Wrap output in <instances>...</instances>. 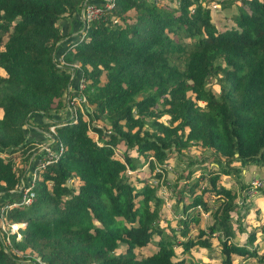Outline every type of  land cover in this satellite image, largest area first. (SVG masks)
<instances>
[{"label":"trees","instance_id":"1","mask_svg":"<svg viewBox=\"0 0 264 264\" xmlns=\"http://www.w3.org/2000/svg\"><path fill=\"white\" fill-rule=\"evenodd\" d=\"M84 1L103 2L0 0V223L18 225L0 264H264L259 187L240 175L264 169V0H110L82 27ZM215 4L235 9L221 26ZM79 76L82 111L59 118ZM50 126L54 160L29 165ZM169 159L184 168L150 182Z\"/></svg>","mask_w":264,"mask_h":264},{"label":"rangeland","instance_id":"2","mask_svg":"<svg viewBox=\"0 0 264 264\" xmlns=\"http://www.w3.org/2000/svg\"><path fill=\"white\" fill-rule=\"evenodd\" d=\"M210 11H211V16H212V21L217 26H221L224 23L223 17H228L229 15H231L235 11V9H234V6H231V7H228V9H226V10H221V9H219V5L215 4L214 6H212L210 8ZM76 34H77V32H76ZM209 84L212 86V88L215 90V92L218 91V87H217V85L215 83V80L213 78L209 79ZM75 86H77V85H70V88H71V91H72L71 93H73L74 90L76 89ZM161 120L162 121H166L167 119H166V117H163V118H161ZM48 142H51V138L48 140ZM38 148H40V151L37 154H39L41 151L43 152V150H42L43 146H41V144H38ZM193 153L194 152H192L190 150L188 153H185L184 156L189 158L190 156H192L191 154H193ZM157 166L158 165H155L156 169L154 168L153 172L149 173L150 176L148 177V179L152 183H154L156 181V179L153 177V173L154 172H156V171L160 172V177H159L160 179L162 178V179H166V180H172V178L174 177L173 171H176V170L179 171V169H183L185 164H184V162H181L178 159H169V160H166L165 163H163V165H161L160 168L157 167ZM192 166H193L194 169L195 168H199L200 170L203 171L202 166H200L198 164H193ZM208 167L210 169H214L215 168L214 165H209V164H208ZM139 170L146 171L147 169H146L145 166H143ZM135 171H133V172L132 171H128V173L132 172L133 174H135L134 173ZM259 173H261V171L258 170V167H253V166L246 167V168L242 169L241 172H240L241 180L245 184L252 183V180L256 179V178L261 180V182H262L261 186H259V189L257 188L255 191H253L252 195L250 196V198H252L250 200H252L253 204H255L257 202L258 198H260V199L262 198L261 191H263V193H264V174L261 173L262 175H260ZM192 176L195 177L196 174H193ZM232 179H236V177L234 175L221 176L219 178V181L221 183H223V184H231L233 182ZM237 187H238V185L236 184L235 188H237ZM159 190H160V192H163L162 187H159ZM166 199L167 198L165 197L164 198L165 203H164V206L162 207V210H161V213H160V216L163 218V221L167 220L169 218L168 216L170 215L169 214L170 211H168V210H171V208H172V206H171L172 202L169 201V200H166ZM208 204H212L213 205V200H210ZM250 211H253V208H251ZM205 216L206 215H204V217ZM205 220H207V216H206ZM0 230H1L2 233H7V234L10 233V232L11 233L14 232V231H11L10 226H9V229H8L3 223H0ZM259 236H260L261 240L264 239V234L262 236L261 235H259ZM262 246L263 247L262 248L260 247V249H262L263 251L259 250V251H261V253L264 252V244H262ZM138 252L141 253V250L138 251ZM191 254H193V255H191ZM208 255L212 257L213 261L214 260H216V262L218 261V254L215 253L214 251L209 252V251H202V250H199V251L198 250H193V252H191L189 255L187 254V256H188L187 258L191 257L190 260L192 261V264H207V262H208V264L209 263L211 264L213 261L207 259ZM237 262H238V260H235L234 264L237 263ZM23 264H28V263L26 262V263H23Z\"/></svg>","mask_w":264,"mask_h":264},{"label":"built area","instance_id":"3","mask_svg":"<svg viewBox=\"0 0 264 264\" xmlns=\"http://www.w3.org/2000/svg\"><path fill=\"white\" fill-rule=\"evenodd\" d=\"M102 6V7H101ZM102 8H110V0H103L102 4H95L92 2H86L82 11V16L84 17L85 21H90L93 19H96L100 16L101 12H102ZM74 68H78V64H73ZM73 73H71L72 76ZM76 89L74 90L73 93L68 94L67 99H66V106L68 108V110L70 111V117H74L75 116V112L76 109H79L80 111H82L83 108V104L85 103V98L84 95L82 93V90L84 88V80L82 78V76H79L77 84H76ZM69 89V88H68ZM69 92V91H68ZM50 133H54V129L53 126L49 127ZM48 144L45 145H41L43 146L42 150H43V156L39 157V159L36 160V167H43L44 165H46L47 163H49L50 161L54 160L55 156H56V152H53L48 146ZM58 152L61 150L60 144H58ZM261 180L259 179H253L252 180V187L253 188H257L259 186H261ZM31 184H29V186H24V183L21 181L20 185L18 186V188L21 191V197L19 199L18 204H23V205H28L30 204L34 193L31 190ZM12 205H15V203H13ZM10 229L11 231L16 232V224H10ZM17 237H19V235H17Z\"/></svg>","mask_w":264,"mask_h":264},{"label":"crops","instance_id":"4","mask_svg":"<svg viewBox=\"0 0 264 264\" xmlns=\"http://www.w3.org/2000/svg\"><path fill=\"white\" fill-rule=\"evenodd\" d=\"M80 22H81V20H80ZM59 25L61 26L62 32L66 33V35H64V37H63V39H62L61 42H64V41L68 40V38H71L77 32V31H74L73 30V28L75 27V22H74L73 19L61 20V21H59ZM68 91L69 92L65 96L66 99H67L68 94H70L72 92L71 89H70V87H69ZM59 116H60L59 118L69 117L70 116V111L68 110L67 106H66V109H64V110H62V111L59 112ZM34 128L37 131L43 133V137L40 136V141H38L39 144H41V145H45L46 143L48 144L49 143L48 140L50 139V137H48V133H50V132H45V131L42 132V130L37 129L36 127H34ZM247 167H250V166H247ZM258 170H260L261 173L264 174V169L263 168H258ZM261 173H259V174L262 175ZM255 205H256L257 208H259L260 212L262 213V216L264 217V198L263 197L261 199L258 198V200L255 203ZM253 215H254L253 212L250 211L248 213V218H251ZM252 222H256L257 223V221L255 219H253Z\"/></svg>","mask_w":264,"mask_h":264},{"label":"water","instance_id":"5","mask_svg":"<svg viewBox=\"0 0 264 264\" xmlns=\"http://www.w3.org/2000/svg\"><path fill=\"white\" fill-rule=\"evenodd\" d=\"M86 2H87V1H84V2L82 3V6H81L80 11H79V17H80V20H81V23H82V27H84V25L86 24V21H85L84 17L82 16V11H83V8H84V5H85ZM80 31H81V30H80ZM57 46H58V43L55 45L53 52L55 51V49H56ZM48 137L51 138V141L54 140V136H53L52 133H48ZM46 144H47V143H46ZM39 150H40V148H38V149L34 152V154H32V156H31L30 159H29V165L31 164V161H32L34 155H36V153H37ZM19 191H20V189H19Z\"/></svg>","mask_w":264,"mask_h":264},{"label":"bare ground","instance_id":"6","mask_svg":"<svg viewBox=\"0 0 264 264\" xmlns=\"http://www.w3.org/2000/svg\"><path fill=\"white\" fill-rule=\"evenodd\" d=\"M16 226H18V225H16Z\"/></svg>","mask_w":264,"mask_h":264}]
</instances>
